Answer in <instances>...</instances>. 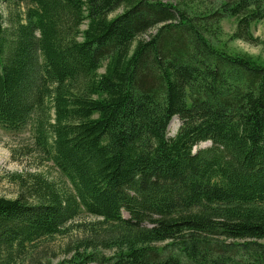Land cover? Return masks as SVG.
I'll use <instances>...</instances> for the list:
<instances>
[{"label": "trees", "instance_id": "16d2710c", "mask_svg": "<svg viewBox=\"0 0 264 264\" xmlns=\"http://www.w3.org/2000/svg\"><path fill=\"white\" fill-rule=\"evenodd\" d=\"M257 22L264 0H0V125L33 121L72 185L0 196V264L81 212L118 250L57 264H264V59L227 48Z\"/></svg>", "mask_w": 264, "mask_h": 264}, {"label": "rangeland", "instance_id": "374dc122", "mask_svg": "<svg viewBox=\"0 0 264 264\" xmlns=\"http://www.w3.org/2000/svg\"><path fill=\"white\" fill-rule=\"evenodd\" d=\"M2 10L6 20L9 18V7L2 3ZM226 35L222 38V43L213 40L217 47L226 45L228 36L235 30L236 24L234 18H226L222 22ZM252 33L259 37L261 44H250L241 40L228 42L227 47L233 53L250 54L264 59V23L257 22L252 26ZM104 72V69L101 70ZM169 126V136L176 135L181 121L174 117ZM42 144L36 134L34 122L30 121L20 130H11L0 125V196L5 198H16L22 193L20 184L22 181L28 183L32 176H43L49 182H53L59 189H72L68 178L59 170L49 153L50 145ZM210 146V143H202L197 147L203 149ZM23 192H26L24 190ZM127 215V214H126ZM101 222V220H100ZM110 225H102L99 219H96L86 212H81L76 218L68 222L61 233L50 237H43L31 244L26 245L25 251L17 264H40L51 261L57 264L73 256L71 249H82L84 242H90L95 234L100 233L101 240L96 241L98 250L106 257L112 256L118 248L115 245L105 246L106 241H102L113 232ZM116 235V233L112 234ZM112 238H114L112 236ZM224 239H220L223 242ZM93 241V240H92ZM241 243L242 241L228 240V243ZM93 248H90L91 250ZM225 250V247L222 248ZM247 257V258H246ZM244 257L243 253L235 255V260L247 262L250 255Z\"/></svg>", "mask_w": 264, "mask_h": 264}, {"label": "bare ground", "instance_id": "6f19581e", "mask_svg": "<svg viewBox=\"0 0 264 264\" xmlns=\"http://www.w3.org/2000/svg\"><path fill=\"white\" fill-rule=\"evenodd\" d=\"M172 123V122H171ZM171 125V124H170ZM197 180V179H196Z\"/></svg>", "mask_w": 264, "mask_h": 264}]
</instances>
